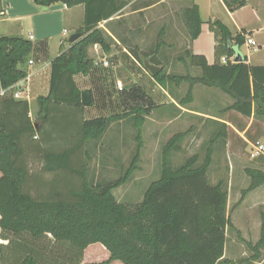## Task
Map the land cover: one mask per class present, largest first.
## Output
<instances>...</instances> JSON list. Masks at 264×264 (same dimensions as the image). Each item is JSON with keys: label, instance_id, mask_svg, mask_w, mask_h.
I'll list each match as a JSON object with an SVG mask.
<instances>
[{"label": "trees", "instance_id": "trees-1", "mask_svg": "<svg viewBox=\"0 0 264 264\" xmlns=\"http://www.w3.org/2000/svg\"><path fill=\"white\" fill-rule=\"evenodd\" d=\"M38 6L62 2L67 7L84 6L80 38L60 50L51 60L49 92L36 98L37 118L30 116L29 103L15 99L11 87L26 77L20 68L35 47L21 36L0 35V264H81L84 251L91 244H101L108 258L99 263L111 264H226L224 257L226 230L231 225L227 215L228 192L222 180L210 184L207 171L212 162L213 145L225 135L217 132L210 140L201 163L192 155L177 167L170 163V153L180 148L184 133H176L163 146L161 172L136 203L116 200L113 189L126 182L139 160L140 130L145 115L153 106L131 105L123 113L81 118L73 145L55 149L52 139L42 138L40 129L58 109L83 112L81 92L74 76L88 75L94 58L88 55L95 44L109 53L111 40L99 23L120 12L131 0H32ZM180 10L190 40L196 39L203 23L199 7L193 0ZM230 12L245 6V0H223ZM214 36V61L209 64L202 54L184 50L178 61L198 67L197 77L162 73L157 56L164 44L159 38L154 49L137 46L127 52L142 65L144 59L160 66L151 76L160 86L167 82L187 81L190 89L179 104L192 100L191 87L200 83L228 94V107L245 116L252 111L264 114V66L246 63V57L234 62L245 42V31L233 35L219 19L207 21ZM221 57L226 63H221ZM90 103L91 90L86 89ZM133 116L137 127V150L123 176L113 181L92 183L85 166L77 168L74 157L83 145L100 138L109 124L118 118ZM251 178L242 195L264 183V172L246 169ZM51 174V177H45ZM78 179L75 186L61 182L68 175ZM65 180V179H64ZM264 247V223L254 246L252 259H258ZM9 262V263H8ZM229 264H232L231 262Z\"/></svg>", "mask_w": 264, "mask_h": 264}, {"label": "rangeland", "instance_id": "rangeland-1", "mask_svg": "<svg viewBox=\"0 0 264 264\" xmlns=\"http://www.w3.org/2000/svg\"><path fill=\"white\" fill-rule=\"evenodd\" d=\"M31 1H0L2 7L6 10L5 15L0 17V33H21L19 29L20 22L16 21V18L20 17L23 30H32L31 23L34 22L36 26L38 25V28L50 34V37L44 40L34 33L35 38L30 40L34 47H39L37 55H33V51L29 54L32 58L33 56L36 58L34 64L29 65V73L33 75L39 69L47 70V61H50L57 54L60 42H67L75 32L68 29L63 33L59 25H50L46 8L32 11L29 8V3H33ZM179 1L188 3L186 0ZM206 1L197 0L201 5L204 20L208 19L207 10L203 5ZM257 1L250 0V7H255L257 12L260 11L263 14L264 2ZM250 7H244L237 14L239 21L246 24L254 22ZM131 21L130 19L131 30L133 28L137 29V27L140 28L136 42H133L128 36V39L121 41L126 49L137 46L139 49L149 51L156 47L159 38L162 42L167 41V45L173 43L172 49L165 50L166 47L163 44L160 51H158L157 56L161 57V61L164 63L162 73L169 72V74L177 75L191 67L183 64L184 68H182V66H179L181 63L177 59V56L183 52L186 45L180 43V39H184V37L173 35V33H169L170 35L160 33L161 24L154 26L153 30L152 28L143 27L138 17H134V20ZM256 24L253 26H256ZM205 29H207L206 26ZM257 33L258 43L263 44L264 42L260 41L261 35H259V32ZM206 35V33L202 34L199 38L198 43L200 46H197V48L206 52L211 59L212 40ZM43 41H46L45 48L41 46ZM242 48L244 52L252 55H261L264 52V47L259 45H251L248 48L243 46ZM118 49H120L119 45H115L114 52L106 56H102L101 52L96 54L93 48L89 49V55L94 58V66L88 75L77 74L75 80L82 91L86 88L91 90L94 103L84 105L83 112L67 108L54 111L39 133L47 141L52 139L51 144L55 146V149L71 146L77 139L79 121L82 117L92 119L114 113L121 114L137 102L144 106H153L151 112L144 116L141 125L137 167L126 182L112 191L117 201L136 203L142 199L143 193L149 184L159 178L162 149L173 135L184 133L180 148L173 150L169 156L172 166L177 167L195 154L198 156V163H201L210 140L216 133V124L209 118L188 115L179 106L211 114L227 107L231 103V98L219 90L196 83L191 87L192 101L181 105L179 100L183 99L190 89L187 81H182L177 85L173 82H167L164 86H161L162 88H159L141 64H136L125 54H117L116 50ZM104 59L108 61L107 67L101 64ZM199 71L200 69L196 67L195 74H198ZM36 77L34 75L31 82H34ZM117 81H121L122 89L118 88ZM162 89L171 95L173 102L166 98ZM37 111V102L32 100V119L37 118ZM251 133L255 135L254 131H251ZM136 135L137 127L133 116L115 119L100 138L88 141L83 145L82 151L74 157V164L77 168L85 166L86 177L92 183L116 180L123 176L137 150L138 139ZM255 137V139L253 138L254 141L243 142L240 139L241 137L234 133L230 135V143L227 146V139L223 141L222 138H219L213 145L212 162L207 171L209 183L213 184L222 180L228 192L227 215L231 225L227 228L225 234L224 257L228 260L226 264L230 262L232 264H264L263 256L255 260L252 259L256 252L254 246L260 239L261 227L264 223V186L258 189L246 203H244L246 195H242V191L248 189L251 183V178L245 171L246 168L264 172V154L254 158L250 155L252 151L251 142L254 143L257 139L259 143L264 144L261 137L257 135ZM45 177H51V174H45ZM64 179L61 182H67L71 186H75L78 182V179L70 174ZM0 242L5 243L6 241L0 239ZM107 258L108 253L105 248L101 244L95 243L89 245L84 251L81 264L99 263ZM111 264L122 263L114 261Z\"/></svg>", "mask_w": 264, "mask_h": 264}, {"label": "crops", "instance_id": "crops-1", "mask_svg": "<svg viewBox=\"0 0 264 264\" xmlns=\"http://www.w3.org/2000/svg\"><path fill=\"white\" fill-rule=\"evenodd\" d=\"M245 1H246L245 6L239 8L233 12H230L227 9V7L225 6L223 0H207L205 3H203V5L205 6V9L207 10L208 19L204 20L202 13H201L202 8H201L200 3L197 2V0H193L192 2L197 4L199 7V13H200V17H201L203 23L201 25V32H200L199 36L194 40H190L187 33H186L185 27L183 25V22H182V19L180 16V10L182 7L189 5L191 2L188 1V3H183L179 0H131L116 15H114L111 18L104 20L101 23H99V27L104 31L105 35L111 40L110 52L109 53L104 52L100 48L99 45L95 44L97 46H95V45L89 46L88 55H89V49H91V48H93V50H94V52H96V54H99V52H101L102 56H106L107 54L110 55V54H112V52H114L113 48L115 47V45H119L120 49L116 50L117 54H119V53L125 54L126 56H128L131 60H133L137 64L138 62L127 52L125 45L121 44V41L123 39H128V37H129V39H131L133 42H136V37L138 35L137 33L139 32L140 27H137V29L133 28L132 30L135 32L134 33L131 30L130 19L133 21L134 17H138L140 19V21L142 22L141 26H143V27L152 28V30H153L154 26H158V24H161V27L159 30V31H161L160 33L166 34V35H170L169 33H173V35H178V36L184 37L185 40L180 37L181 38L180 39L181 45L186 44L185 47L183 48V51L189 50L190 52H192L194 54H202L205 56L207 62L209 64H212L214 61V45H215V42H214L213 33L208 28L207 21L213 20V19H219L221 22H223L229 28V30L231 31V33L233 35L245 31V34H244L245 42L242 46L239 47L238 51H239V54L246 57V63L249 65H253V66H264V52L261 55H254V54L252 55V54H248V53L244 52V50L242 48L243 46H245L246 48L251 46L250 44L247 43V39L252 38V37L255 38L256 34H258L257 32H259V35H261L260 41L262 43L264 42V13L262 14V13H260V11L257 12V10H255V7H250V3H249L250 0H245ZM260 1L264 2V0H260ZM31 2H33V1H31ZM247 6L251 8L250 10L253 14L252 19L254 18V22L251 24H246L245 22L239 21L237 19V14L242 9H244V7H247ZM29 8L32 11H38V10H40L39 8H46V10H47L46 14L49 15L48 23L50 25H59L62 28L63 33L68 31V29H70L76 33V31L78 29L83 27L84 6L82 4H79V5H76L73 7H67L62 2H56V3H53L49 6H38L34 3H32V4L29 3ZM5 13H6V10L4 9V7H2L1 2H0V17L5 15ZM134 14H136V15L134 16ZM19 18L18 19L16 18V21L20 22L19 23V29L21 30V33H19V34L0 33V35L4 34V35H9V36H21V37H24L28 40H31V39H29L30 36H32V39L35 38L34 33H35V35H39V37L44 39V40H46L48 37H50V34H48V32L43 31L40 28H38V25L36 26L34 22L31 23V26H32L31 29L32 30H30V29L28 31L23 30V28L21 26L22 25L21 19H19ZM254 24H256V26H253ZM205 26L207 27V29H205ZM205 33L207 34L206 36H208V38H211V40H212V58L211 59L209 58L208 54H206V52H203L202 50L197 48V46H200L198 43L199 38L202 36V34H205ZM254 38H252V39L255 40L256 45L264 47V43L259 44L257 37L255 39ZM45 42L46 41H43L41 43V46H43L44 48H45L44 45H46ZM166 42L167 41L164 42L165 47H166L165 50H167V49L170 50V48L172 49L173 43H168V45H167ZM69 44H70L69 41H67V42L61 41L59 46H58L57 54L59 53L60 50L66 49L69 46ZM256 45H252V46H256ZM38 48L39 47H35V51L33 52V55L38 54ZM159 51H160V49H159ZM53 58H51L50 61H47V70L46 71L39 69L35 73H33V75L31 73H29V65L34 64L35 59H36L35 56H33V58H32L31 56L28 55L26 57V60L22 64H19L20 68H23L26 70L27 75L25 78L19 80L18 82H16L14 84L13 90L19 89L20 86L23 87V89H22V91L18 97H16V98L13 97V98L27 100V102L29 103V108H30V112H29L30 116H31V101L36 100V98L40 95H47L49 92L50 63H51V60ZM222 58L223 57H221V59ZM160 59H161V57H160ZM221 59H220V62H221ZM30 60L32 61V63H29ZM179 63H181L179 66L183 65L182 62L179 61ZM182 68H184V66H182ZM195 70H196V67L191 66L188 70H185L183 73H180L177 75H180V76L189 75L191 77L200 76L201 70L199 71L198 74L197 73L195 74ZM166 74H169V72H166ZM34 75L37 77H36L34 82H31V78ZM75 77H76V75L73 77L74 82L78 86V84L76 83ZM150 78H151V80H153L152 77H150ZM128 80L130 81L129 77H128ZM158 87L162 88L160 85H158ZM78 88L80 90H82V88H80L79 86H78ZM211 88H213L215 90H219L218 88H215V87H211ZM162 90H163V94H165L166 98L173 102V98L171 97V95L168 92H166L164 89H162ZM219 91L224 93L221 90H219ZM224 94H226V93H224ZM11 95H12V93H11ZM230 98H229V100H230ZM232 103H233V99L231 98V103L227 107L218 110L217 113H211V114L207 113V112H203L201 110H190L184 106H179V105H177V106H179V108L183 112H187L188 115L204 117L206 119L209 118L213 123L216 124V129H217L216 133L219 131L225 133V135L221 136V138L223 139V141H224V139H227L226 140V146L230 143V139H231L230 135L234 134V133H236L238 136H240L241 137L240 139L243 142L251 141V140H253V138L255 139L256 135L258 137H261L264 140V114L256 115L255 112L252 111L250 116L242 115L241 113L237 112L236 110L228 108ZM251 131L252 132L254 131L255 135H252ZM255 142H258L257 139L255 140ZM251 143H253V142H251ZM261 159H263V158L261 157ZM246 169H248V168H246ZM263 186H264V183L257 186L256 188L248 191L245 194L246 196L244 197V203H246L247 200H249V198L251 196H253L257 192V190ZM227 200H228V198H227ZM239 230H240V228H239ZM259 251H260V254H259L258 258H261L262 256L264 258V247L260 248Z\"/></svg>", "mask_w": 264, "mask_h": 264}, {"label": "built area", "instance_id": "built-area-1", "mask_svg": "<svg viewBox=\"0 0 264 264\" xmlns=\"http://www.w3.org/2000/svg\"><path fill=\"white\" fill-rule=\"evenodd\" d=\"M29 39H32V36H30ZM247 43L250 44V45H256L255 40H253L252 38H248L247 39ZM95 46H97V45H95ZM226 61L227 60H226L225 57H223L221 59L222 63H226ZM29 63H32V61L30 60ZM101 64L103 66L107 67L108 66V61L106 59H104ZM117 86H118L119 89H122L121 81H117ZM13 88H14V85L11 87V93H12V96L16 98L21 93L23 87L20 86L19 89H17V90H13ZM8 90L9 89H0V95H5L8 92ZM251 149H252V151H251L250 155H251L252 158H254L256 156H259L261 154H264V144H261L259 142L251 143Z\"/></svg>", "mask_w": 264, "mask_h": 264}, {"label": "water", "instance_id": "water-1", "mask_svg": "<svg viewBox=\"0 0 264 264\" xmlns=\"http://www.w3.org/2000/svg\"><path fill=\"white\" fill-rule=\"evenodd\" d=\"M80 38V33H73L68 41L70 43H73L74 41H76L77 39ZM242 60V57L240 56V54H237L235 57H234V62H239ZM142 65L143 67L147 70V72L153 76L155 74H157L160 70V67L151 63L148 59H144L142 61ZM81 103L82 105H89L90 103V96L89 94L87 93V91H82L81 92Z\"/></svg>", "mask_w": 264, "mask_h": 264}]
</instances>
